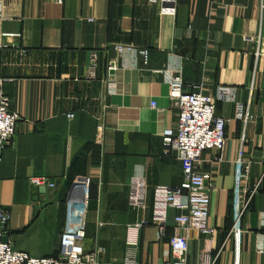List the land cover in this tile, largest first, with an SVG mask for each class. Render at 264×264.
<instances>
[{
  "label": "crops",
  "instance_id": "1",
  "mask_svg": "<svg viewBox=\"0 0 264 264\" xmlns=\"http://www.w3.org/2000/svg\"><path fill=\"white\" fill-rule=\"evenodd\" d=\"M116 44L146 49L147 65L136 52L119 56ZM179 66L184 90L211 95L227 120L223 151L206 150L195 163L208 176L214 234L186 231V264H264V182L243 214L238 256L229 235L239 149L250 189L264 160V0H1L0 77L19 120L1 153L0 207L16 250L56 255L71 185L89 176L84 252L102 248L98 264H171L177 212L154 225L153 190L178 186L181 168L162 146L176 110L156 72ZM239 105L246 120L236 118ZM134 176L148 191L140 211L127 201ZM32 177L54 188H34Z\"/></svg>",
  "mask_w": 264,
  "mask_h": 264
},
{
  "label": "built area",
  "instance_id": "2",
  "mask_svg": "<svg viewBox=\"0 0 264 264\" xmlns=\"http://www.w3.org/2000/svg\"><path fill=\"white\" fill-rule=\"evenodd\" d=\"M62 0H58L61 3ZM155 2L158 0H150ZM1 10V0H0ZM93 22V19H87ZM3 38L17 35L3 33ZM254 41L253 38H248ZM114 51L121 57L136 52L147 65L148 51L135 49L130 45L116 44ZM21 54L25 51L21 50ZM258 55V50L256 51ZM114 69V62H109L107 71ZM167 88V97L176 110L175 128L165 129L161 133L162 146L165 152L175 155L181 168V182L178 186H158L153 190L152 222L160 229L165 227L168 210L177 214L173 218L174 232L168 241L166 256L171 264H186L187 239L186 231L194 230L205 237H212L214 230L208 226L210 199L205 191L204 182L207 175L195 169V163L202 152L213 150L221 153L225 146V128L227 120L216 114L215 99L205 93L186 92L182 69H163L157 71ZM5 79L0 77V161L2 151L11 144L17 130L18 115L10 109V99L3 92ZM155 107V103H151ZM73 118V114L68 115ZM247 119V113L241 105L237 106L236 118ZM250 165L239 149L234 163V185L231 199L232 226L229 235L235 245L236 255L240 245L242 217L252 203L259 185L264 181V160L261 173L254 187H248ZM29 183L34 188L52 189L54 184L46 177H32ZM89 176L74 179L66 201L67 225L61 231L55 256L32 257L16 250L8 241L2 238V226L7 225L9 212L0 207V264H98L97 256L103 253L102 248L86 254L83 250L85 238L86 214L89 203ZM147 187L142 176H134L128 184V205L134 210L146 207ZM260 223L264 227V214L260 215ZM257 251H262V244L257 245Z\"/></svg>",
  "mask_w": 264,
  "mask_h": 264
},
{
  "label": "water",
  "instance_id": "3",
  "mask_svg": "<svg viewBox=\"0 0 264 264\" xmlns=\"http://www.w3.org/2000/svg\"><path fill=\"white\" fill-rule=\"evenodd\" d=\"M1 231H2V232L5 231V226H2ZM2 241H3L4 243H7V242H8V238H7L6 236H4V237L2 238Z\"/></svg>",
  "mask_w": 264,
  "mask_h": 264
},
{
  "label": "rangeland",
  "instance_id": "4",
  "mask_svg": "<svg viewBox=\"0 0 264 264\" xmlns=\"http://www.w3.org/2000/svg\"><path fill=\"white\" fill-rule=\"evenodd\" d=\"M264 182V181H263Z\"/></svg>",
  "mask_w": 264,
  "mask_h": 264
}]
</instances>
